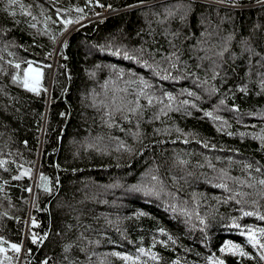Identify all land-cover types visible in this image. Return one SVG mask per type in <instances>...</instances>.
Listing matches in <instances>:
<instances>
[{
    "label": "trees",
    "instance_id": "1",
    "mask_svg": "<svg viewBox=\"0 0 264 264\" xmlns=\"http://www.w3.org/2000/svg\"><path fill=\"white\" fill-rule=\"evenodd\" d=\"M28 61L41 70L39 94L12 80ZM165 69L179 78L163 79ZM138 77L161 99L115 111L135 106ZM261 81L264 0H0V264H132L114 252L147 264H264L242 234L264 227L242 214L264 215ZM164 91L174 107L193 101L191 115L161 111ZM227 240L250 256L222 253Z\"/></svg>",
    "mask_w": 264,
    "mask_h": 264
},
{
    "label": "snow or ice",
    "instance_id": "2",
    "mask_svg": "<svg viewBox=\"0 0 264 264\" xmlns=\"http://www.w3.org/2000/svg\"><path fill=\"white\" fill-rule=\"evenodd\" d=\"M9 4H15L17 2V0H8ZM95 2L97 4H99V0H95ZM139 3H144V0H138ZM220 2H223V0H220ZM236 0H233V3H235ZM259 2V0H258ZM101 7H104V5H100ZM21 7H23V5H21ZM128 7H132V5H129ZM177 7H180V5H178ZM108 8H111V5H108ZM77 12H80L81 10L79 8L76 9ZM167 11V10H166ZM174 13L171 11H168V15H173ZM84 19L83 15H80L79 17H77V19L75 21L73 20H69L66 19L63 21L64 24V29H67L68 25L70 23H74V22H78L79 20ZM184 19V16L181 15V20ZM32 27H35V25H32ZM53 39H55V37H53ZM108 51L113 52V54L120 56L122 55L125 59H132V60H137V56L136 55H130L128 51L126 50H122L120 47H109ZM176 54L175 53H169V57H175ZM176 59L178 60V57H176ZM138 62H140L138 60ZM171 63V67L172 68H176V63H172L171 60L169 61ZM145 64V66L151 67L147 64L146 61L143 62ZM27 67L23 68V76L22 77H17V76H13L12 80L13 82H16L18 79L21 82V85L23 88H25L26 90L35 93V94H39L40 90H41V70L38 67H33L32 66V62L28 61L27 62ZM15 67L17 69L20 68V64L16 63ZM157 71H156V75L159 76L160 75V70H159V66H156ZM165 75L163 77V79H178L179 77L176 76H172L170 73L167 72V70L165 69ZM119 75H123V71H121L119 73ZM216 73H213V79H215ZM139 81V84L141 85V87L138 89L137 93H136V102H135V106L134 107H126L124 105H120L119 107H117L115 109V111H120L121 108H123L124 111L126 112H132L135 113L137 111V109L141 108V104L139 103V100L141 97L145 98L149 105L152 104L153 100H160L161 97H157L155 96V90L153 89V86L151 83H149V81L145 80L143 77H138L137 78ZM136 81H133V83H135ZM206 83V81L204 82ZM262 86H264V81H261ZM212 93L216 92L217 89L215 87H212L210 90H208ZM151 93V94H150ZM189 96H196V93L194 92H189L188 93ZM162 96L167 98V103L164 104L163 108L161 109V111H164L165 109H173L174 105H173V101H174V97L173 94L170 92H162ZM199 98V97H197ZM115 99V98H114ZM131 103V102H129ZM221 103H223V101H221ZM188 106L195 108L196 104L189 100V99H184L181 101H178L174 107V110L176 111H181L182 109L186 112V114L191 115V112L188 111ZM233 108H235V105L232 106ZM205 116L210 117L211 119H213L214 121H221L223 123H226V121H223V118L218 116V115H213V112H209L206 110H203ZM61 115L63 116L64 113H61ZM107 115V113H106ZM124 119H129V117L127 115H125L123 117ZM156 118H159V115L157 114ZM114 123V121H113ZM177 131H180L179 129H177ZM232 133H229V135H231ZM133 135L135 136L136 133H133ZM241 136L244 135V133L240 134ZM123 146V145H121ZM207 147V145H205ZM262 146H264V144H262ZM213 147H215L213 145ZM129 151H131V149H129ZM57 167H59L57 165ZM246 167H251L250 165H246ZM223 171V170H221ZM28 172H25V175H28ZM41 179L43 181H47L48 177L43 176V174H41ZM158 178L156 176H152V180L156 181ZM243 183V181H241ZM260 184L264 185V179H261L259 181ZM219 187L224 188V189H228L227 184L225 183H221L219 185ZM30 190V187L29 189ZM137 190H143L145 191L147 194H158L157 189L155 187V185L153 186H148V185H142L141 188L137 189ZM240 195H244V193H239ZM235 198L230 197V199ZM239 203V201H237ZM253 203H255V201H253ZM181 211L183 212L184 210L181 209ZM242 214L244 216H256L258 217L260 220H264V215H261L259 212L257 211H251V212H242ZM197 218L200 221L201 225L205 224V220L203 217H200L199 214H197ZM37 221L35 219L32 220V224L36 225ZM233 226L236 227L237 229H239L241 226L238 223H235V218H233ZM246 227V231H243L242 234L247 238V243L251 244L253 248H256L257 246L259 247V255L261 259H264V227H260V228H254L252 225H247ZM160 232H164V229L161 228L159 229ZM44 236H47V233L43 234ZM32 242L33 243H37L38 242V238L36 236L35 233L32 234L31 236ZM169 240H172L173 238L171 236L168 237ZM3 240V237H0V241ZM175 241H173L174 243ZM161 244H164L166 246L167 242L166 241H160ZM11 249H13L16 252L20 251V244L17 243H11L10 244ZM5 248L0 247V253L5 252ZM30 251V250H29ZM220 251L223 252H229L231 253L233 256L239 255L242 257H249L250 254L244 250V248L239 244V243H234L233 241L227 240L224 242V245L221 246ZM138 253H142L145 256H151V258L153 260H159L160 257L158 256L157 253L155 252H149L146 251L144 248H139L137 250ZM113 255L117 256V257H123L126 261H131L132 264H147V261H141L140 255H136V256H129L126 253H121V252H114ZM209 260V264H225L224 260L222 259H218L216 257L213 256H209L208 257ZM173 264H177L176 261H173Z\"/></svg>",
    "mask_w": 264,
    "mask_h": 264
},
{
    "label": "water",
    "instance_id": "3",
    "mask_svg": "<svg viewBox=\"0 0 264 264\" xmlns=\"http://www.w3.org/2000/svg\"><path fill=\"white\" fill-rule=\"evenodd\" d=\"M104 16V15H103ZM59 46V45H58ZM58 46L56 47V49L58 48Z\"/></svg>",
    "mask_w": 264,
    "mask_h": 264
},
{
    "label": "rangeland",
    "instance_id": "4",
    "mask_svg": "<svg viewBox=\"0 0 264 264\" xmlns=\"http://www.w3.org/2000/svg\"><path fill=\"white\" fill-rule=\"evenodd\" d=\"M106 14V13H105Z\"/></svg>",
    "mask_w": 264,
    "mask_h": 264
}]
</instances>
